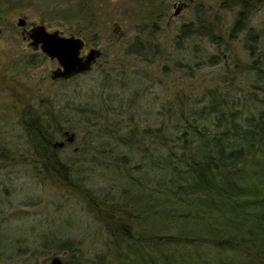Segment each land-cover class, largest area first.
<instances>
[{"label": "trees", "instance_id": "16d2710c", "mask_svg": "<svg viewBox=\"0 0 264 264\" xmlns=\"http://www.w3.org/2000/svg\"><path fill=\"white\" fill-rule=\"evenodd\" d=\"M23 1L0 0V6ZM142 1L151 27L141 26L133 44L139 49L127 48L129 54L152 46L150 34L166 13L167 0ZM84 2L90 4L81 0L79 10ZM253 2L221 1L237 8L233 31L245 27ZM89 10L95 14L90 5ZM199 20L201 33L213 38L215 25ZM251 43L249 38L252 54ZM157 52L153 48V57ZM259 60L245 67L244 76L225 72L198 97L177 94L158 108L157 96L144 101L135 76L124 75L121 92L108 83L105 92L91 88L84 95L69 94L72 101L66 103L74 112L55 108V98L44 100L45 111L24 110L28 150L18 154L3 140L1 167L16 161L12 158L29 160L35 174L55 187L83 194L88 212L100 223L102 246L92 253L82 247L88 234L81 230L82 237L75 238L76 228L55 239L44 236L42 248L67 253L61 256L64 264H264V68ZM65 131L74 134L73 142L66 141ZM57 137L64 139L62 147L53 146ZM74 143L62 159L59 152ZM7 239L0 225V260L21 259Z\"/></svg>", "mask_w": 264, "mask_h": 264}, {"label": "rangeland", "instance_id": "374dc122", "mask_svg": "<svg viewBox=\"0 0 264 264\" xmlns=\"http://www.w3.org/2000/svg\"><path fill=\"white\" fill-rule=\"evenodd\" d=\"M25 1L11 8L0 6V149L5 144L18 154L27 152L22 114L36 107L39 111L47 110L44 100L55 98V108L74 112L66 103L72 101L70 95H84L91 88L105 92L108 83H113L114 90L121 92L125 76H135V82L141 85L140 97L145 101L157 96L158 108L177 94L198 97L206 88L219 84L225 72L237 70L239 75H246L245 67L259 56L264 68V1L254 0L245 27L233 31L237 8L223 7L222 0H181L187 5L177 14L173 5L176 0H167L166 13L150 34L152 46L132 54L127 48L139 49L133 44L136 45L134 41L141 26L151 24L142 0H88L90 4L84 2L85 7L80 10L81 0ZM89 5L94 15H89ZM19 17H25L26 27L43 18L47 30L58 29L62 35L85 38L87 46L83 50L96 46L102 54L87 73L70 80H53L50 73L56 60L28 46L21 34L23 26L17 23ZM201 18L215 25L213 38L201 33ZM185 25L188 28L183 30ZM250 33L255 39L248 37ZM249 38L252 54L246 44ZM153 48L160 51L154 57ZM143 53L148 59L142 57ZM169 55L172 59H166ZM174 57L175 61L178 59L176 64ZM253 73L251 70L250 74ZM131 90L136 87L132 85ZM130 94L131 91L127 92ZM82 128L87 130L84 125ZM57 140L64 139L57 137ZM75 145L66 144L59 152L61 158L68 157ZM12 159L16 161L3 167L0 164V225L13 243L11 248L22 257L3 259L0 264H26L27 261L39 264L45 259L49 264L50 258L57 254L66 258L67 253L54 252L48 246L42 248L41 243L44 236L55 239L59 234L74 232L75 228V238L82 237L81 230L88 234L82 245L87 253L102 246L97 232L100 223L88 212L83 194L55 187L35 174L33 164L27 159ZM91 183L86 181L85 185L91 187Z\"/></svg>", "mask_w": 264, "mask_h": 264}, {"label": "water", "instance_id": "95a60500", "mask_svg": "<svg viewBox=\"0 0 264 264\" xmlns=\"http://www.w3.org/2000/svg\"><path fill=\"white\" fill-rule=\"evenodd\" d=\"M186 2L176 0L174 14H177L181 7L185 6ZM18 25L23 26L21 34L27 32L28 46L34 49H40L45 55L51 59H56L57 65L51 70L50 76L55 78H68L79 72L88 71L92 67L93 61L101 55V49L96 46L89 47L88 51L80 54L84 46V39L80 36L70 34L62 35L58 29L49 31L46 29L44 19H39L38 22H32L29 29L24 26L26 24L25 17H19ZM66 141L73 142L74 134L68 131L64 132ZM64 141L53 142L54 147H62ZM49 264H64L60 255H53Z\"/></svg>", "mask_w": 264, "mask_h": 264}, {"label": "flooded vegetation", "instance_id": "af4514ba", "mask_svg": "<svg viewBox=\"0 0 264 264\" xmlns=\"http://www.w3.org/2000/svg\"><path fill=\"white\" fill-rule=\"evenodd\" d=\"M185 5H187V3L185 4ZM30 26L31 25H29L28 27H26V26H24L26 29H29L30 28ZM23 36V35H22ZM24 36H25V38H24V40H25V42L26 43H28V39H27V32H25L24 33ZM84 39V46L82 47V49H81V51H80V54H84V53H86V51H87V49L86 50H83L84 49V47L85 46H87V42H86V40H85V38H83ZM27 45V44H26ZM38 49V48H37ZM36 49V50H37ZM83 50V51H82ZM101 54H102V51H101ZM98 59V57L93 61V63H92V65L96 62V60ZM56 60V59H55ZM57 62V61H56ZM57 65V64H56ZM92 68V67H91Z\"/></svg>", "mask_w": 264, "mask_h": 264}, {"label": "bare ground", "instance_id": "6f19581e", "mask_svg": "<svg viewBox=\"0 0 264 264\" xmlns=\"http://www.w3.org/2000/svg\"><path fill=\"white\" fill-rule=\"evenodd\" d=\"M59 148V147H58Z\"/></svg>", "mask_w": 264, "mask_h": 264}]
</instances>
